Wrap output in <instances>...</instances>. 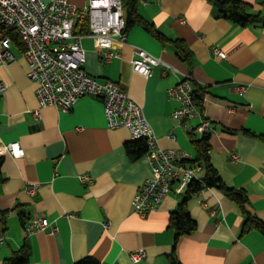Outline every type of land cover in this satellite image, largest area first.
<instances>
[{
	"label": "crops",
	"instance_id": "0c3cea01",
	"mask_svg": "<svg viewBox=\"0 0 264 264\" xmlns=\"http://www.w3.org/2000/svg\"><path fill=\"white\" fill-rule=\"evenodd\" d=\"M69 1L78 7L89 2ZM245 1L264 17V0ZM138 13L167 39L183 40L191 62H183L172 43L135 26L126 43H114L109 61L85 35L87 71L100 82L119 83L142 104L158 144L187 154L188 165L196 157L190 134L202 137L197 128L207 120L211 163L227 187L247 193L248 212L264 226V25L246 28L228 20L211 0H138ZM215 47L226 58L215 56ZM137 48L163 62L150 78L133 70ZM12 51L16 61L0 65L5 86L0 89V146L20 142L25 156L0 154L6 178L0 188V264L26 245L28 264H77L88 257L99 264H264V230L244 233L246 215L217 188L203 189L188 201L197 228L174 251L170 217L188 188L175 184L158 210L144 217L135 213L132 202L151 167L146 153L135 160L128 156L126 145L134 141L130 131L109 129L103 101L92 96L72 110L47 107L36 117L38 85L28 76L23 49L13 43ZM187 76L206 89L204 114L175 119L180 104L168 90ZM204 173L201 166L199 177ZM31 184H37L34 194L28 191ZM43 218L58 228L56 234L50 228L26 232L25 224ZM140 249L147 257L133 263L130 255Z\"/></svg>",
	"mask_w": 264,
	"mask_h": 264
},
{
	"label": "built area",
	"instance_id": "2783aa9c",
	"mask_svg": "<svg viewBox=\"0 0 264 264\" xmlns=\"http://www.w3.org/2000/svg\"><path fill=\"white\" fill-rule=\"evenodd\" d=\"M179 21L186 23L184 17L179 18ZM84 22L89 24L88 36L96 40L98 52L104 61L115 56L111 50L116 41L127 42L122 0H89L84 7H78L69 0H0V65L16 61L12 51L13 41L9 35L10 32L16 33L24 46L28 76L38 85L36 93L39 109L34 111L35 116L40 117L41 110L47 107L72 110L81 98L92 96L103 101L109 129L126 128L133 140H145L151 176L140 186L132 202L134 212L140 216L158 210L175 184L188 188L191 183L199 182L203 189H209L198 175L201 166L188 165L187 154L177 149H164L158 144L142 104L129 96L119 83L111 80L100 82L89 74L85 67L86 51L82 46L85 35L75 32L76 25ZM213 53L217 57L226 58L220 48H213ZM131 63L135 72L150 78L153 68L163 62L148 51L137 48ZM0 89L4 90L5 86L0 84ZM168 96L180 104L173 112L175 119L190 120L203 116L200 108L194 104L191 76L170 88ZM209 127L210 123L203 120L197 131L205 134ZM169 138L177 140L174 133L169 134ZM6 153L17 159L25 156L20 142L1 145L0 154ZM233 159L237 160L238 156L234 155ZM82 180L92 182L89 177H83ZM36 186L29 185L28 191L34 194ZM24 227L28 233L49 228L51 234L58 232V228L51 226L45 218L31 221ZM146 257L144 249L130 255L133 263H139Z\"/></svg>",
	"mask_w": 264,
	"mask_h": 264
},
{
	"label": "trees",
	"instance_id": "16d2710c",
	"mask_svg": "<svg viewBox=\"0 0 264 264\" xmlns=\"http://www.w3.org/2000/svg\"><path fill=\"white\" fill-rule=\"evenodd\" d=\"M214 6L222 14V16L228 20H231L243 27H252L256 25H264V17L260 13H256L253 10V6L250 2L245 0H211ZM123 8L125 11L126 29L125 32L129 33L135 26H142L146 29L154 38L161 43H172L176 48L178 57L183 62H191V52L187 44L181 40H169L163 34L158 32L153 24L145 21L138 13V0H122ZM75 32L81 35H88L89 24L84 22L83 24H77ZM9 35L12 38L13 43L18 44L24 51V46L21 43L16 33L10 32ZM206 89L202 86L194 84V104L200 108L202 114H204V101H205ZM191 142L196 150V157L189 164L191 166H202L204 169L203 181L206 187L217 188L221 190L229 199L237 203L246 215V222L243 227V232L247 233L253 229L263 231V223L256 217L252 216L248 212V196L244 190L233 189L226 186L223 182L218 171L214 168L210 159V135L205 133L202 137H199L195 132L190 134ZM148 146L145 140H134L132 143L126 145V152L130 159L135 160L147 152ZM3 158L0 156V188L6 182V178L2 173ZM203 185L199 182H193L188 186L186 196L183 203L180 205L177 211H174L170 217V228L175 231L174 251L177 249L179 241L182 237L192 234L197 228V222L191 216L187 209L188 201L193 195L202 190ZM30 262V248L26 245L19 252L13 253V255L4 262V264H28ZM77 264H99L94 258L88 257Z\"/></svg>",
	"mask_w": 264,
	"mask_h": 264
}]
</instances>
